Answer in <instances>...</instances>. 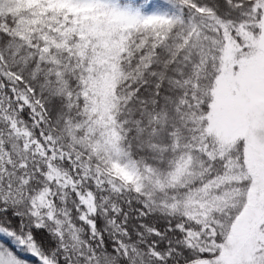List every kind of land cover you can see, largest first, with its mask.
<instances>
[{"label": "snow or ice", "instance_id": "6c2138e0", "mask_svg": "<svg viewBox=\"0 0 264 264\" xmlns=\"http://www.w3.org/2000/svg\"><path fill=\"white\" fill-rule=\"evenodd\" d=\"M0 264H264V0H0Z\"/></svg>", "mask_w": 264, "mask_h": 264}]
</instances>
